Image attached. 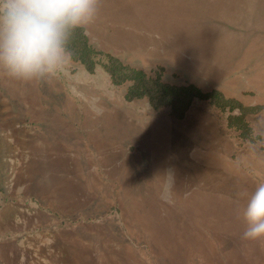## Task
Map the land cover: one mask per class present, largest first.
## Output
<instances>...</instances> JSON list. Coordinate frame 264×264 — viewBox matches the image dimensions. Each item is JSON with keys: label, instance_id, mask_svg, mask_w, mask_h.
I'll return each mask as SVG.
<instances>
[{"label": "rangeland", "instance_id": "obj_1", "mask_svg": "<svg viewBox=\"0 0 264 264\" xmlns=\"http://www.w3.org/2000/svg\"><path fill=\"white\" fill-rule=\"evenodd\" d=\"M89 42L194 99L178 118L102 66L0 75V264H264V0H100Z\"/></svg>", "mask_w": 264, "mask_h": 264}, {"label": "clouds", "instance_id": "obj_2", "mask_svg": "<svg viewBox=\"0 0 264 264\" xmlns=\"http://www.w3.org/2000/svg\"><path fill=\"white\" fill-rule=\"evenodd\" d=\"M100 0H0V75L31 83L71 63L69 41L98 18ZM241 239L264 242V182L245 193Z\"/></svg>", "mask_w": 264, "mask_h": 264}, {"label": "trees", "instance_id": "obj_3", "mask_svg": "<svg viewBox=\"0 0 264 264\" xmlns=\"http://www.w3.org/2000/svg\"><path fill=\"white\" fill-rule=\"evenodd\" d=\"M72 59L82 64L88 71L98 65L109 74L112 84L129 82L125 97L127 99L147 97L149 103L158 108L170 106L171 113L180 118L185 114L194 99H210L219 107L230 105L229 109L239 108L240 118L244 107L233 99H227L218 90L201 91L193 84L174 85L166 83L159 77H152L144 70L127 65L117 57L95 48L88 39L84 29L76 30L69 41Z\"/></svg>", "mask_w": 264, "mask_h": 264}]
</instances>
